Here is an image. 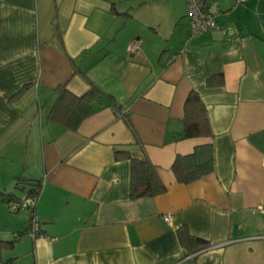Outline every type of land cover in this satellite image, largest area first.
I'll return each instance as SVG.
<instances>
[{"label":"crops","instance_id":"0c3cea01","mask_svg":"<svg viewBox=\"0 0 264 264\" xmlns=\"http://www.w3.org/2000/svg\"><path fill=\"white\" fill-rule=\"evenodd\" d=\"M214 9L219 27L198 32L185 0H0V189L42 179L44 228L0 264H264V0ZM91 82L132 127L105 99L76 131L50 120L60 86L82 95ZM192 90L211 137H181ZM207 143L215 169L179 183L176 156ZM116 148L145 152L167 190L130 198L131 163ZM3 204L6 239L29 211L10 208L9 219ZM184 225L211 243L194 260Z\"/></svg>","mask_w":264,"mask_h":264},{"label":"trees","instance_id":"16d2710c","mask_svg":"<svg viewBox=\"0 0 264 264\" xmlns=\"http://www.w3.org/2000/svg\"><path fill=\"white\" fill-rule=\"evenodd\" d=\"M236 4H238L235 1ZM222 81V75L220 76ZM58 96L50 111V120L60 123L66 129L78 130L81 123L98 111L97 104L105 99L109 104L116 107L120 115L123 116L127 125L131 126V121L126 109L120 107L117 99L104 91L103 87L95 82L90 83L88 90L82 95H76L68 89L66 85L60 86ZM213 127L209 111L201 95L192 90L184 105V130L181 134L183 138L211 137ZM139 142V141H138ZM115 160H129L131 163V185L130 198L138 199L142 197H154L167 190L166 184L162 181L158 167L151 161L145 152L140 155L133 154L128 149L116 148L114 151ZM215 169V149L212 143L196 146L192 152L178 154L172 165L173 173L179 183H189L197 180ZM17 188L24 191V195L18 196L14 191L6 194L0 189V203L7 202L12 211H17L21 207L13 209L12 205L20 202L24 197L30 196L37 201L42 188V179H30L24 175H18ZM34 182L32 186L24 185V182ZM29 211V218L24 229H20L16 234L0 238V258L3 251L13 247L14 243L26 233L34 236L43 233V226L38 221V226L34 227V216L36 215V203L33 208H26ZM39 220V219H38ZM179 240L192 254V260L196 256L211 246L210 241L202 237L192 235L184 225L179 228Z\"/></svg>","mask_w":264,"mask_h":264},{"label":"built area","instance_id":"2783aa9c","mask_svg":"<svg viewBox=\"0 0 264 264\" xmlns=\"http://www.w3.org/2000/svg\"><path fill=\"white\" fill-rule=\"evenodd\" d=\"M219 0H186L187 5V16L190 20L191 27L198 31H206L208 29L217 28L218 23L216 21L217 12L214 9V5ZM237 3L244 2L246 0H235ZM138 42L135 41L131 46L130 50L135 51L138 48ZM36 201L30 196L24 197L20 202H15L12 205L13 209L23 207V208H33ZM164 219L169 222L170 216L165 215ZM38 216L37 214L34 216V227L38 226Z\"/></svg>","mask_w":264,"mask_h":264},{"label":"rangeland","instance_id":"374dc122","mask_svg":"<svg viewBox=\"0 0 264 264\" xmlns=\"http://www.w3.org/2000/svg\"><path fill=\"white\" fill-rule=\"evenodd\" d=\"M185 2H186V0H185ZM15 192H16V194H17L18 196H21V195L24 193V191H22L21 188H17V189L15 190ZM2 207H3L4 211H5V216H6V218L11 219V216H15V214H14L13 212L10 211V208L8 207L7 204H3ZM23 212H24V211H23ZM6 225H7V223H6L5 225H3V226H6ZM9 236H10V235H9ZM6 237H8V236H6Z\"/></svg>","mask_w":264,"mask_h":264},{"label":"water","instance_id":"95a60500","mask_svg":"<svg viewBox=\"0 0 264 264\" xmlns=\"http://www.w3.org/2000/svg\"><path fill=\"white\" fill-rule=\"evenodd\" d=\"M18 185V181H14L11 186L7 189L6 194H12ZM24 185L26 186H32L34 185V182H24Z\"/></svg>","mask_w":264,"mask_h":264}]
</instances>
